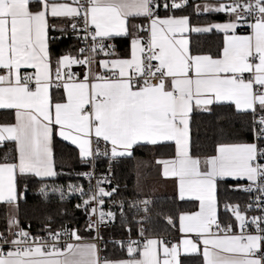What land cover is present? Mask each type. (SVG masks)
<instances>
[{"label": "snow or ice", "instance_id": "snow-or-ice-1", "mask_svg": "<svg viewBox=\"0 0 264 264\" xmlns=\"http://www.w3.org/2000/svg\"><path fill=\"white\" fill-rule=\"evenodd\" d=\"M188 8L223 19L193 24ZM213 32L222 35L215 53L193 44V34ZM62 38L73 43L54 51ZM216 107L246 117V134L230 138L219 128L202 150L193 115ZM0 110L11 116L0 122V146L12 145L0 159V264H264V0H0ZM56 138L73 145L84 165L131 157L136 147L173 146L155 162L174 199L198 205L165 216L178 238L146 235L152 201L144 199L127 204L145 213L133 239L110 174L93 184V171L77 173L87 188L43 183L60 175ZM34 178L45 202L49 192L78 198L73 207L86 217L88 240L75 226L54 228L51 215L42 235L21 225L20 185ZM230 192L248 198L241 205ZM117 205L128 238L112 241L126 255L111 258L96 241L117 220Z\"/></svg>", "mask_w": 264, "mask_h": 264}, {"label": "trees", "instance_id": "trees-1", "mask_svg": "<svg viewBox=\"0 0 264 264\" xmlns=\"http://www.w3.org/2000/svg\"><path fill=\"white\" fill-rule=\"evenodd\" d=\"M203 0L189 1V4H197ZM191 14V22L193 24H207L212 21L223 19L222 15L218 14H201L196 15L191 8H188L183 14ZM161 15L164 11L161 8ZM175 14L180 15V12ZM57 37L59 32L51 33ZM222 36L215 32L210 34H193L191 37L193 44L202 51H211L215 53L217 46L222 41ZM73 43L70 38H62L53 45L56 52L66 49L69 44ZM116 51L123 55L125 45L122 41L117 42ZM11 119V116L5 114V111H0V122H5ZM247 118L234 115L232 110L227 107H216L212 114L199 112L194 113L192 120V138L194 143H197L202 150H207L211 147L213 140L216 137L217 130L222 128L230 138L239 136L245 137L246 128L244 122ZM12 145L6 142L0 147V159L5 154H11ZM56 165L59 176L51 180H45L43 183L51 185L55 183H64L65 181L74 180L75 175L83 171L86 165L79 162L77 151L74 147L56 138L55 145ZM174 152V147L165 145L162 147H136L134 148L131 157H119V165L115 166L111 186L117 188L115 197L125 201L128 200H144L150 199L152 203L149 205L148 216L149 220L144 222V227L148 229L147 235L151 236H177V229L169 226L165 220V216H176L180 211L196 210L195 202H180L174 199V185L171 181L164 179L161 175V166L156 164L157 159L168 158ZM38 179L34 178L27 183V186L20 185V191L24 193V197L19 201L18 218L23 227L27 228L31 225L33 233L42 230V223L47 215L53 217V227L58 228L61 223L69 227L75 226L79 228L80 233L89 236V233L84 232L85 216L81 211L74 209V202H60L56 199L49 198L46 202L36 194L40 187ZM231 182V181H230ZM156 189L161 192L153 193ZM228 198L233 202H240L241 205L247 200V195L242 192H230ZM61 209H67V214H62ZM125 214L129 221V227L134 230L136 220H139L145 213L137 209L125 208ZM221 215H224L221 208ZM116 227L105 230L103 234L114 236H123L127 229L124 228L119 220ZM5 227V206L0 205V230ZM102 255H108L111 258H122L126 253L120 250V247L113 243H106L102 249H105ZM195 264H200L197 260Z\"/></svg>", "mask_w": 264, "mask_h": 264}, {"label": "built area", "instance_id": "built-area-1", "mask_svg": "<svg viewBox=\"0 0 264 264\" xmlns=\"http://www.w3.org/2000/svg\"><path fill=\"white\" fill-rule=\"evenodd\" d=\"M189 1H194V0H188ZM205 1V0H203ZM208 1H212V0H208ZM161 3H163V0H161ZM163 10V8H162ZM119 159L116 158L115 160H113L111 163H109V160L106 158V157H99L95 162L94 164L92 165H86V168L83 169V171H81L80 173L82 172H85V171H93V180H92V183L95 184L96 180L97 179H103L104 177L106 176H109L110 178V181L112 179V174H113V171H114V168L115 166L119 165ZM112 182V181H111ZM69 183H72V184H82L85 188H87L88 186V179L84 176H78L77 174L75 175V179L74 180H69V181H65L64 183H55V184H51L49 185V187H56V186H66L68 185ZM48 185V184H47ZM107 187V185H106ZM36 194L38 196H40L38 194V192H36ZM41 197V196H40ZM42 198V197H41ZM49 198H53V199H56L60 202H71L73 201L74 204H76L78 202V198L76 196H69L67 199H65L64 201H61L60 200V197H59V193H56V192H49ZM48 198V199H49ZM114 199H116L117 201H122L116 197H114ZM132 201H135V200H128L127 203H125V208L127 207V204L132 202ZM113 210L117 213V219L119 217V212H120V209H119V206H115L113 208ZM125 210V209H124ZM85 220H86V217H85ZM117 222L118 220H116L114 223H110L107 227H103L101 228V236L103 237V240H98L96 241L97 244L99 245V247L102 249L104 247V245L106 244L105 242L107 243H112V241H115V240H126L128 238V230L126 231V234L123 235V236H114L113 235H104L103 232L105 230H110L114 227H116L117 225ZM68 226V225H67ZM85 227V226H84ZM137 228H138V225L137 223H135V227H134V230H132L131 232V235H132V238L135 239L137 237ZM85 233H88L87 231H84ZM37 234H43V231H39L37 232ZM81 234V233H80ZM82 236L85 237L86 240L89 239V236H85L83 234H81ZM93 235H95V233H93ZM147 235V234H146ZM166 239H174L176 238V236H166L164 237ZM119 246V245H117Z\"/></svg>", "mask_w": 264, "mask_h": 264}, {"label": "crops", "instance_id": "crops-1", "mask_svg": "<svg viewBox=\"0 0 264 264\" xmlns=\"http://www.w3.org/2000/svg\"><path fill=\"white\" fill-rule=\"evenodd\" d=\"M201 2H205V1H201ZM201 2H199V3H201ZM208 2H212V1H208ZM199 3H197V4H199ZM197 25H203V24H197ZM50 35H51V33H50ZM204 35V34H203ZM222 36V35H221ZM222 38V37H221ZM74 70H76V71H79V69L78 68H76V69H74ZM0 111H5V110H0ZM59 139V138H58ZM64 142V141H63ZM6 143V142H5ZM65 143H67L68 144V142H65ZM70 145V144H69ZM70 146H72V147H74L73 145H70ZM1 147V146H0ZM75 148V147H74ZM77 151V150H76ZM161 173H162V166H161ZM162 175V174H161ZM163 177V176H162ZM164 178V177H163ZM36 179H38V178H36ZM51 179H53V178H49V179H47V180H51ZM165 179V178H164ZM168 180H170V179H168ZM172 182V181H171ZM198 206V205H197ZM178 233V232H177ZM179 234V233H178ZM178 236L179 235H177L176 236V238H178ZM175 239V238H174Z\"/></svg>", "mask_w": 264, "mask_h": 264}, {"label": "rangeland", "instance_id": "rangeland-1", "mask_svg": "<svg viewBox=\"0 0 264 264\" xmlns=\"http://www.w3.org/2000/svg\"><path fill=\"white\" fill-rule=\"evenodd\" d=\"M201 3H204V2H201ZM201 3H199V4H201ZM168 181H171V180H168ZM161 191H162V189H160L159 191H158V189H156L153 193H158V192H161Z\"/></svg>", "mask_w": 264, "mask_h": 264}]
</instances>
